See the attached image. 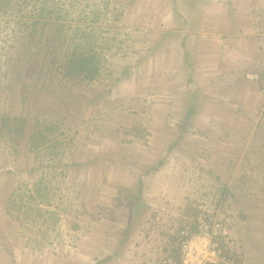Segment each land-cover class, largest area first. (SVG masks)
Segmentation results:
<instances>
[{
    "label": "rangeland",
    "instance_id": "1",
    "mask_svg": "<svg viewBox=\"0 0 264 264\" xmlns=\"http://www.w3.org/2000/svg\"><path fill=\"white\" fill-rule=\"evenodd\" d=\"M205 226L264 264V0H0V264H183Z\"/></svg>",
    "mask_w": 264,
    "mask_h": 264
},
{
    "label": "built area",
    "instance_id": "2",
    "mask_svg": "<svg viewBox=\"0 0 264 264\" xmlns=\"http://www.w3.org/2000/svg\"><path fill=\"white\" fill-rule=\"evenodd\" d=\"M206 228H200V232L192 235L189 239L185 240L183 244V256L182 263L183 264H207L209 258H206L205 254L202 252H194L195 245L203 244V248H207L209 252L216 255L217 250L215 243L212 241V237H210V230Z\"/></svg>",
    "mask_w": 264,
    "mask_h": 264
},
{
    "label": "trees",
    "instance_id": "3",
    "mask_svg": "<svg viewBox=\"0 0 264 264\" xmlns=\"http://www.w3.org/2000/svg\"><path fill=\"white\" fill-rule=\"evenodd\" d=\"M99 61V57H97L95 54H84L77 59L70 60L69 66L72 71L84 72L85 76L93 78L100 70ZM132 203L136 209L137 207L141 206L137 201H133ZM137 213L138 210L136 211V214Z\"/></svg>",
    "mask_w": 264,
    "mask_h": 264
},
{
    "label": "crops",
    "instance_id": "4",
    "mask_svg": "<svg viewBox=\"0 0 264 264\" xmlns=\"http://www.w3.org/2000/svg\"><path fill=\"white\" fill-rule=\"evenodd\" d=\"M206 42V41H205ZM211 43V45H212V49H213V43L212 42H210ZM212 49H210V50H212ZM230 56H232V55H230ZM222 58H220L219 56H215V58L213 59V60H211V59H208V57H206V58H201L200 59V63H202V65L204 66V63H209V64H214V63H216L217 61H219V63L221 64V66H223L224 68H225V66H227V65H232V66H234V68L233 69H237L236 71H239L240 70V75H245L246 74V72L250 69V65L252 64L251 63V61H250V58H247L246 56H243V57H241V56H239L238 58L236 57V58H233V57H227V56H221ZM244 58H246V60H244ZM204 60V61H203ZM228 67H231V66H228ZM243 67H245L244 69H243ZM213 71V70H212ZM232 72V71H231ZM193 72L191 71V74H192ZM211 73V72H210ZM213 73L215 74V71H213ZM236 73H238V72H236ZM232 74V73H231ZM207 75H209V74H207ZM191 113V112H190ZM190 113H187L186 115H185V121H186V119L188 118V116L189 117H191V114Z\"/></svg>",
    "mask_w": 264,
    "mask_h": 264
}]
</instances>
